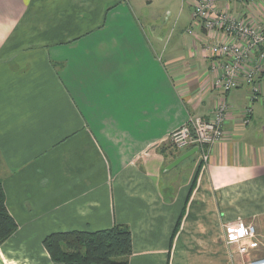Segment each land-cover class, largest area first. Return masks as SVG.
<instances>
[{"label":"crops","instance_id":"crops-1","mask_svg":"<svg viewBox=\"0 0 264 264\" xmlns=\"http://www.w3.org/2000/svg\"><path fill=\"white\" fill-rule=\"evenodd\" d=\"M193 1L148 32L125 0H0V180L17 225L0 264H54L49 234L114 225L131 232L128 264L236 263L226 224L264 239V77L255 94L213 89ZM216 8L264 23V2ZM221 104L208 162L165 171L193 150L170 133Z\"/></svg>","mask_w":264,"mask_h":264},{"label":"built area","instance_id":"built-area-1","mask_svg":"<svg viewBox=\"0 0 264 264\" xmlns=\"http://www.w3.org/2000/svg\"><path fill=\"white\" fill-rule=\"evenodd\" d=\"M216 1L194 0L191 13L192 23L206 36L200 55L204 60H210L209 69L216 76L213 89L229 93L251 87L255 94V83L264 76V23L253 21L247 14L230 16L216 8ZM225 1L237 2L246 8L264 2ZM226 109L221 104L207 119L189 117L170 133L168 142L171 148L175 151L197 149L199 161L206 164L213 145L222 136ZM224 236L226 245L235 247V254L239 257V261L233 264H264V239L257 234L253 224H226Z\"/></svg>","mask_w":264,"mask_h":264},{"label":"trees","instance_id":"trees-1","mask_svg":"<svg viewBox=\"0 0 264 264\" xmlns=\"http://www.w3.org/2000/svg\"><path fill=\"white\" fill-rule=\"evenodd\" d=\"M16 229L0 180V244ZM42 245L54 264H128L132 252L131 232L122 225L95 232H56L46 236Z\"/></svg>","mask_w":264,"mask_h":264},{"label":"rangeland","instance_id":"rangeland-1","mask_svg":"<svg viewBox=\"0 0 264 264\" xmlns=\"http://www.w3.org/2000/svg\"><path fill=\"white\" fill-rule=\"evenodd\" d=\"M125 3L130 8L131 12L140 20H142L143 24L146 26V29L152 28V22L155 20L157 16L160 17V22L162 23L165 20L168 13H172V20L175 19L176 14L179 12L181 7V0H125ZM114 3H110V5L105 8V15L111 12L114 9ZM193 7V6H192ZM192 13V9H191ZM188 16V12L185 11L183 15ZM161 28L164 30L163 26ZM181 28V26H179ZM147 31L149 32V29ZM67 65L71 64V56L70 53L68 55ZM264 92V85L261 86ZM3 263V262H2ZM1 263V264H2Z\"/></svg>","mask_w":264,"mask_h":264},{"label":"water","instance_id":"water-1","mask_svg":"<svg viewBox=\"0 0 264 264\" xmlns=\"http://www.w3.org/2000/svg\"><path fill=\"white\" fill-rule=\"evenodd\" d=\"M197 151V149H193L192 151H190L189 153L179 157L177 160H175L169 167H167L165 169V171L170 170L171 168L177 166L179 163H181L183 160H185L187 157L191 156L192 154H194Z\"/></svg>","mask_w":264,"mask_h":264}]
</instances>
